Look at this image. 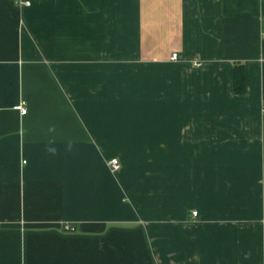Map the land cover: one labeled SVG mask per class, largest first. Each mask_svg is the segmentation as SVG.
<instances>
[{
	"label": "crops",
	"instance_id": "crops-1",
	"mask_svg": "<svg viewBox=\"0 0 264 264\" xmlns=\"http://www.w3.org/2000/svg\"><path fill=\"white\" fill-rule=\"evenodd\" d=\"M0 264H264V0H0Z\"/></svg>",
	"mask_w": 264,
	"mask_h": 264
},
{
	"label": "built area",
	"instance_id": "built-area-1",
	"mask_svg": "<svg viewBox=\"0 0 264 264\" xmlns=\"http://www.w3.org/2000/svg\"><path fill=\"white\" fill-rule=\"evenodd\" d=\"M19 3L24 4V5H29L30 4L29 1H25V2L19 1ZM171 59L172 60H178L179 59V54L176 53V52L173 53ZM19 109L21 111V114H23V115L26 114L27 109H26V107L24 105H20ZM109 165H110V167H111V169L113 171H116V170L120 169V166H121L120 162H119V160L117 158H112L109 161ZM192 215L193 216L197 215V211H193ZM63 228L66 231H74L75 230V227L73 225H71V224H65V225H63Z\"/></svg>",
	"mask_w": 264,
	"mask_h": 264
},
{
	"label": "trees",
	"instance_id": "trees-1",
	"mask_svg": "<svg viewBox=\"0 0 264 264\" xmlns=\"http://www.w3.org/2000/svg\"><path fill=\"white\" fill-rule=\"evenodd\" d=\"M245 69L241 63L234 65V89L237 94H242L245 91Z\"/></svg>",
	"mask_w": 264,
	"mask_h": 264
}]
</instances>
